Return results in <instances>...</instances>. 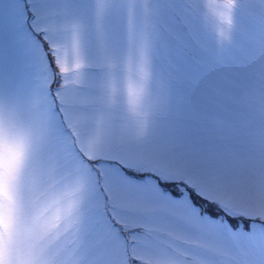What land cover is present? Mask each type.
Listing matches in <instances>:
<instances>
[{
	"label": "snow or ice",
	"instance_id": "1",
	"mask_svg": "<svg viewBox=\"0 0 264 264\" xmlns=\"http://www.w3.org/2000/svg\"><path fill=\"white\" fill-rule=\"evenodd\" d=\"M0 264H264V0H0Z\"/></svg>",
	"mask_w": 264,
	"mask_h": 264
}]
</instances>
